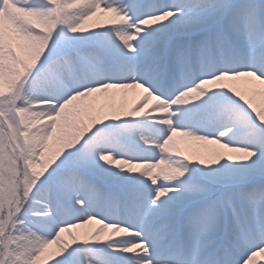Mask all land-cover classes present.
<instances>
[{
    "label": "snow or ice",
    "instance_id": "snow-or-ice-1",
    "mask_svg": "<svg viewBox=\"0 0 264 264\" xmlns=\"http://www.w3.org/2000/svg\"><path fill=\"white\" fill-rule=\"evenodd\" d=\"M257 96L264 0H0V264H83L90 245L126 264H258ZM121 123L162 135L101 137ZM137 135L154 154H133ZM178 136L223 151L194 159Z\"/></svg>",
    "mask_w": 264,
    "mask_h": 264
},
{
    "label": "rangeland",
    "instance_id": "rangeland-1",
    "mask_svg": "<svg viewBox=\"0 0 264 264\" xmlns=\"http://www.w3.org/2000/svg\"><path fill=\"white\" fill-rule=\"evenodd\" d=\"M120 96H121L120 94H116L117 103H123L126 106H130L129 104L125 103L122 99H118V98H120ZM150 102H153V101H150ZM255 102L258 104V106L264 105V97L257 96L255 98ZM217 103H225L226 104V103H230V101L226 97H219V96H214L211 99V101H209V104H217ZM206 107H207V105H202L200 107L189 108V109L182 111L180 122L186 123L189 125L200 123L204 119V111H205ZM139 125H144V127H147L146 125H149V124L143 123V124H139ZM156 127H158V126H156ZM134 130L137 134H139L136 129H134ZM100 135H101V137L108 139L107 138L108 135H106V132H103ZM160 135H161V133H160ZM147 136L151 137L150 135H147ZM137 137H138V135H137ZM233 139L236 142H240L242 138L240 137L239 134H237L233 137ZM182 140L185 143L187 154L193 156L194 159H198L199 156L197 154V150L200 152V150L203 148V145L197 141L191 140V139L186 138V137H182ZM130 148L133 150V154H137V155H152V154H154V153L150 152V149L148 147H144V148H140V149H135L134 147H130ZM191 167L196 168V167H198V165L196 163H193L191 165ZM228 171L229 170L226 169V170H224V173H227ZM122 242H124V241H122ZM114 255L115 256H113V255L112 256L117 257V264H126V261L124 260L125 254L124 255L114 254ZM77 256H78V259L83 262V264H88V261H92V264H101V260L103 258L102 255L98 254V250H96V248L92 247L91 245L81 247ZM257 259H258V264H264V257H258Z\"/></svg>",
    "mask_w": 264,
    "mask_h": 264
},
{
    "label": "bare ground",
    "instance_id": "bare-ground-1",
    "mask_svg": "<svg viewBox=\"0 0 264 264\" xmlns=\"http://www.w3.org/2000/svg\"><path fill=\"white\" fill-rule=\"evenodd\" d=\"M116 94L121 95L120 98H118V99H122L125 103L132 106V104L136 101V99L140 95V92H139V90H135V89L115 90V96H116ZM154 103H155L154 101L150 102V104H154ZM146 126L147 127H144V125H139V124L128 125V124L121 123L120 125H113V127L109 131H106V135H108L107 138H109L110 136H117V135L124 136L126 134V130L131 128V129H136L139 134H143L145 137L152 138V139H159L160 138V136L162 135V131L159 127H156L154 125H146ZM160 133H161V135H160ZM146 134L150 135L151 137L147 136ZM137 139H138L137 136L131 137V139L129 141V147H134L135 149L147 147L142 142L137 143L136 142ZM176 143L180 148L185 150V152L187 154L186 146H185V143L183 142L181 136H178L176 138ZM212 150L223 151V149H220L218 145H203V148L200 150V153L210 155ZM78 231L82 232L84 230H78ZM66 236H67V234H66ZM124 242H127V241H124ZM91 246L96 248V250H98V254L102 255V257L112 256V255L115 256L114 254H116V253H113L112 249L108 248L107 245H91ZM118 255H124V254H118Z\"/></svg>",
    "mask_w": 264,
    "mask_h": 264
}]
</instances>
